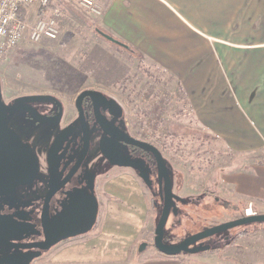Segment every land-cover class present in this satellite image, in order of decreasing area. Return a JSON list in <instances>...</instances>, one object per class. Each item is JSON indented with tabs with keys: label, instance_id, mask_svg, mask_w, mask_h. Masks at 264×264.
<instances>
[{
	"label": "rangeland",
	"instance_id": "rangeland-1",
	"mask_svg": "<svg viewBox=\"0 0 264 264\" xmlns=\"http://www.w3.org/2000/svg\"><path fill=\"white\" fill-rule=\"evenodd\" d=\"M150 1L155 7L171 10L187 26H198L197 22L185 15L184 10L188 5L184 0ZM67 5L66 2L54 0L47 9L34 8L30 24L40 17L52 16L55 10L60 11L57 20L59 23L62 17L60 35L57 40L40 43L32 42L26 36L1 62L0 81L5 100L21 95L53 94L72 104L82 89L90 87L117 98L125 108L132 133L151 142L163 153L174 178L173 192L178 198L174 200L173 207L177 212L170 214L165 229L168 244H176L186 236L242 217L250 205L242 200H233L222 178L224 173L244 165L248 158L252 162L264 163V150L252 156L239 155L208 135L204 127L191 119L183 90L175 78L146 59L132 55L126 60L128 55H124V46L112 44L114 39L110 34L97 28L98 17L87 15L74 4L71 5L72 11H69ZM48 102L40 101L42 105ZM126 172L131 171L119 169L109 176V181ZM117 177L116 183L121 181ZM115 188L124 190V193L108 196L105 184L100 183V220L94 230L101 224L104 208H108L109 217L116 216L121 222L115 224L112 230L113 237L120 239L123 236L117 233L124 234L127 221L133 220L131 215L139 212L137 205L141 201L136 195L132 196L134 189L130 186L116 185ZM144 189L148 213L142 229L137 232L135 247L138 248V255L160 254L155 248V229L163 200L157 193V187L155 193L152 189ZM112 198L119 200V205L122 204L116 210H110L111 206L107 207L105 203L112 201ZM232 204L236 206L233 208ZM262 209L264 206L254 207L258 214H264L260 213ZM260 231H264V223L237 227L206 240L202 247H213L225 236L233 239L231 246H235L236 239L242 233L257 234ZM260 239L262 242L259 244L264 245V236ZM224 250L178 257L183 264H232L233 250ZM50 251L52 249L45 251L32 264L47 263ZM218 254L226 256V260L218 258Z\"/></svg>",
	"mask_w": 264,
	"mask_h": 264
},
{
	"label": "crops",
	"instance_id": "crops-1",
	"mask_svg": "<svg viewBox=\"0 0 264 264\" xmlns=\"http://www.w3.org/2000/svg\"><path fill=\"white\" fill-rule=\"evenodd\" d=\"M100 1L103 14L97 28L110 34L112 44L124 46L126 60L132 55L146 59L175 78L191 119L208 135L239 155L264 150V0H184L185 15L198 24L193 28L150 0ZM244 163L224 173L222 182L233 200L254 210L264 206V163L249 158ZM118 176V183L114 177L105 184L107 195L124 193L115 186L126 185L141 201L124 234L117 233L123 237H113V226L121 222L104 208L97 230L56 245L45 264H183L180 257L161 253L138 255L136 236L148 213L145 186L131 172ZM111 200L105 202L110 210L122 205ZM262 236L264 231L244 232L235 246L225 248L233 250L232 264H264Z\"/></svg>",
	"mask_w": 264,
	"mask_h": 264
},
{
	"label": "flooded vegetation",
	"instance_id": "flooded-vegetation-1",
	"mask_svg": "<svg viewBox=\"0 0 264 264\" xmlns=\"http://www.w3.org/2000/svg\"><path fill=\"white\" fill-rule=\"evenodd\" d=\"M85 91H96L101 95H86L80 98ZM34 95H48L51 98L46 100L49 101L47 104L43 105L40 101H24L25 97ZM1 97L6 110L7 127L20 138L22 144L31 147L39 160V172L36 178L25 186H18L15 191L12 187L19 181L28 178L19 173L20 167L18 166L22 164L23 158L16 157L12 162L14 166H11L13 173L10 174V177L9 173L0 167V213L2 215H18L21 219H27L28 222L33 221L37 224L41 219L46 195L50 189L58 188L65 181V185L52 198L50 204L52 218H65L75 201L87 196L90 183L93 181L98 201V214L93 227L87 232L89 233L96 226L101 211L102 201L99 197V185L100 183L106 184L109 181V176L119 169L131 171L147 189H152L153 193L157 187V193L160 196L156 157L152 152L129 142L125 136L152 143L132 133L127 122L125 108L117 98L108 92L92 87L85 88L76 95L72 104L53 94L21 95L6 101L2 87ZM86 144L87 149L85 150ZM14 145L15 141L11 138L7 147L10 148ZM103 148L114 159L124 157L128 158V161L138 164L140 169L148 174L151 185L142 179L141 172L137 168L112 165L105 157ZM164 159L166 160L165 156ZM49 162L59 163V168L55 173L48 172ZM77 163H79V168L74 171ZM24 166L25 164H22L21 168ZM168 170L173 182L174 178L169 166ZM152 199L154 200V197ZM216 200L219 201L218 198ZM155 205H158V202H155ZM88 223V221L84 222L82 227L87 226ZM37 228L40 229V226ZM187 237L189 236L185 238ZM26 239L45 241L46 237L41 230L37 234L28 233ZM70 239L73 238L62 240L58 244ZM0 250L3 255L14 252L12 248L3 245ZM24 252L33 253L36 252V249L24 250Z\"/></svg>",
	"mask_w": 264,
	"mask_h": 264
},
{
	"label": "water",
	"instance_id": "water-1",
	"mask_svg": "<svg viewBox=\"0 0 264 264\" xmlns=\"http://www.w3.org/2000/svg\"><path fill=\"white\" fill-rule=\"evenodd\" d=\"M98 94L96 91H85L81 94L80 98L86 95ZM101 95V94H98ZM48 95H34L24 98V101L36 102L46 101L50 99ZM79 105V100H78ZM15 141V145L8 148V141L10 139ZM129 142L146 149L154 154L158 162V175L160 182V196L162 197V210L158 217V222L155 229V248L163 255L166 256H178L181 254H197L204 251L210 246H203V242L213 238L221 233L230 231L234 228L246 226L250 224L264 223V214H254L252 216H246L245 214L235 220L222 223L211 228L205 229L199 233L193 234L176 244H168L165 240V229L170 217L171 212L176 213V209L173 207V199H177L178 196L173 192L174 181L170 177L168 170V163L164 159L161 151L147 142L138 141L130 136H125ZM87 144L85 145V150ZM84 150V151H85ZM105 157L114 166L119 167H132L140 170L142 179L151 185L148 174H146L139 165L133 161H128V158L120 157V159H114L110 157L105 149H102ZM16 157H22V164L24 167H20L19 173L21 176H27L28 178L19 181L12 188L15 189L18 186H25L27 183L32 182L39 172V160L38 156L34 154L31 147L22 144L20 138L7 127L6 125V110L1 97V83H0V167L6 173H13L11 166H14L12 162ZM61 163V161H59ZM50 163V162H49ZM79 163L74 168L76 171ZM59 168V163H50L48 168L49 173H55ZM73 171V172H74ZM72 172V173H73ZM8 175V174H7ZM93 180V179H92ZM65 185V181L55 189H50L49 193L45 197L43 204V211L41 219L37 224L28 222L27 219H21L18 215H2L0 213V247L1 245L14 250L13 253L2 254L0 250V264H30L35 258L41 256L45 251H48L51 247L58 244L62 240L74 238L82 234L87 233L94 225L98 214V201L94 192V182L90 183V189L85 198H81L75 201L74 206L70 210L69 214L65 218H52L50 215V204L52 198L61 191ZM68 194V193H67ZM88 221V225L82 227L84 222ZM40 226V229L37 227ZM43 231L46 240L45 241H30L26 239L29 234H37ZM228 237V236H225ZM36 249V252L29 253L24 250Z\"/></svg>",
	"mask_w": 264,
	"mask_h": 264
},
{
	"label": "built area",
	"instance_id": "built-area-1",
	"mask_svg": "<svg viewBox=\"0 0 264 264\" xmlns=\"http://www.w3.org/2000/svg\"><path fill=\"white\" fill-rule=\"evenodd\" d=\"M79 6L87 15L100 17L103 14V6L100 0H65ZM51 0H0V64L8 54L15 49L26 36L32 42L54 41L59 38L60 28L58 18L60 11L50 17H40L34 24L29 20L34 13V8L47 9ZM25 8L26 13H21ZM252 216L256 212L249 206L244 213Z\"/></svg>",
	"mask_w": 264,
	"mask_h": 264
},
{
	"label": "trees",
	"instance_id": "trees-1",
	"mask_svg": "<svg viewBox=\"0 0 264 264\" xmlns=\"http://www.w3.org/2000/svg\"><path fill=\"white\" fill-rule=\"evenodd\" d=\"M51 1H54V0H51ZM56 1H62V2H66L68 5H67V7H68V9H69V11H72V8H71V3H69V2H67V1H65V0H56ZM21 13H26V10H25V8H22L21 9ZM62 18V17H61ZM61 18L59 19V23H58V25H61ZM61 20V21H60ZM61 28V27H60ZM236 206V204H232V207L234 208ZM259 224H261V223H259ZM255 231H258V229H256ZM233 243V239H231L230 237H224V239H223V241H221V242H219L218 244H216V245H214L213 247H208V248H206L204 251H202L201 253H203V252H209V251H220V250H222V249H225V248H227V247H229V246H231V244ZM182 255V254H181ZM178 256H180V255H178ZM178 256H173V257H178Z\"/></svg>",
	"mask_w": 264,
	"mask_h": 264
}]
</instances>
